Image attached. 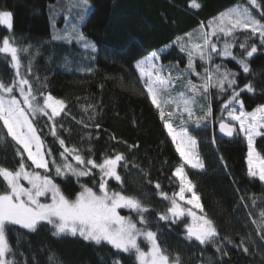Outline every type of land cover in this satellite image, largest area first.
<instances>
[{"label":"trees","instance_id":"trees-1","mask_svg":"<svg viewBox=\"0 0 264 264\" xmlns=\"http://www.w3.org/2000/svg\"><path fill=\"white\" fill-rule=\"evenodd\" d=\"M197 2L201 5L198 9L190 6L191 0H89L90 8L85 12L80 0H0V11L13 13V29L0 26V39L12 35L15 46L29 49L19 54V73L29 79L41 105L48 94L65 102V111L54 122L66 147H75L85 158L91 156L98 163L115 154L126 157V166L121 161L117 169L121 181L109 179V187L136 196L148 206V227L159 232L161 243L173 257H180L181 264H264V227L259 223V213L264 212V182L248 175L247 142L238 125L232 137L218 130L221 117L229 123L222 111L232 92L227 86L225 91L211 87L206 99L198 95L191 119L186 112L173 110L172 103L163 106L166 114H173V127H183L197 142L204 167L184 166L183 170L204 212L217 227L221 251L216 244L200 245L186 239V218L177 223L159 219L170 206L160 192L171 196L179 189V180L173 174L181 159L134 63L157 52L161 75L168 77L170 73L174 81V87L162 95L173 101L182 91L190 96L184 87L187 81L191 79L198 86L203 81L199 75L185 71L187 49L182 52L181 45L174 43L177 37L187 44L186 34L193 33L192 42H197L195 34L208 30L206 26L213 17L238 3L246 4V0ZM78 13L83 14V20ZM74 28L96 45L95 51L76 39ZM70 33L71 41L62 38ZM237 35L232 52L248 61L249 73H244L231 57L215 53L210 64L195 57V72L203 75L205 68L214 72L217 64L222 66L221 71L227 68L235 72L234 87L241 92L245 110L252 111L264 104V47L258 37H251L250 43L257 44L258 52L247 58L239 43L251 33L241 31ZM212 39L216 41V37ZM222 49L223 38L217 42V51ZM14 78L16 70L10 57L0 53V82L10 85ZM249 83L254 86L252 93L245 89ZM207 107L211 108L210 116H205ZM30 118L42 133L45 147L52 149V158L61 160L63 148L49 132L53 122L43 115ZM6 132L0 122V137H4L0 140V166L15 169L20 157ZM254 146L264 155V135L255 138ZM69 160L74 161L71 157ZM93 174L98 183L99 170L94 169ZM80 182L93 186L91 177H82ZM57 183H61L59 178ZM61 187L72 196L80 190L74 178L61 183ZM122 212L138 220L135 212ZM52 233V226L46 223L36 232L15 226L10 242L17 264H112L116 259L121 264H136L131 255L118 254L110 245L97 246L79 236L57 237ZM142 246L147 247L144 243Z\"/></svg>","mask_w":264,"mask_h":264},{"label":"snow or ice","instance_id":"snow-or-ice-1","mask_svg":"<svg viewBox=\"0 0 264 264\" xmlns=\"http://www.w3.org/2000/svg\"><path fill=\"white\" fill-rule=\"evenodd\" d=\"M247 3L248 6L238 3L213 17L206 26L208 30L195 34L197 42H192L193 33L186 34L187 44L182 42L181 37H177L174 43L181 45L182 52L187 49L188 67L185 71L199 75L203 81L199 86L191 79L187 81L184 87L188 93H191L190 96L182 91L178 94L177 100L173 101L162 95L174 87V81L170 73L168 77L161 75L162 66L158 67L154 63L160 58L157 52L137 61L135 67L139 70L151 103L158 109L161 119L164 120V126L175 144L176 151L192 168L204 167L198 153L194 151L196 141L183 127L179 131L174 129L171 123L173 114H166L163 106L173 102L183 104L188 118L191 119L194 114L193 105L196 104L198 95L206 99L211 87H217L222 91L231 88V96L224 103L222 111L227 112L231 121L238 122L239 132L243 133L247 139L249 177L258 178L259 181L264 182V155L256 151L253 143L255 137L264 135L261 131L264 130V104L255 107L252 111H246L244 101L240 99L241 92L236 91L234 87L235 72L227 68L221 71L222 66L217 64L214 72L205 68L204 74L200 75L195 72L194 65L195 57H199L205 64H210L212 55L215 53L231 57L240 65L244 73L250 72L248 61L233 55L232 48L237 43V34L241 31L251 33V36H245L239 43V47L244 50L247 58H252L258 52L257 44L250 43L251 37H258L259 45L264 47V11L260 13L259 19L253 14L254 8L264 6V0H247ZM80 5L85 12L90 8L89 0H80ZM190 6L197 9L201 7L197 0H191ZM78 15L81 20L84 19L82 13ZM0 26H6L9 31L13 29L11 11H0ZM204 27L201 26L202 29ZM73 32L76 39L84 43L85 48L96 50V45L88 41L82 32H76L75 28ZM213 37H216V41H213ZM62 38L71 41L73 37L70 33ZM221 38H223V49L218 52L217 42ZM21 52H29V49L15 46V38L12 35L0 39V53L10 57L12 67L16 70V78L11 85L0 82V122L7 130V137H10L17 145L16 155L20 157L15 169L0 166V182L3 183V187H0V264H17L10 242V234L15 226L28 232H36L44 223L52 226L54 236H79L97 246L110 245L118 254L131 255L136 264H181L180 257L178 255L173 257L167 247L161 243L159 232L148 227L149 221L146 216L149 212L148 206L136 196L126 195L123 191H114L109 187V179L121 181L117 169L121 166V161H125L126 166V157L123 154H115L104 157L102 162L98 163L91 156L85 158L75 147L65 146V141L57 132L54 118L65 111L66 104L62 99H57L51 94L44 96L42 105L38 102L29 79L19 73ZM30 64L31 62L29 70ZM17 88L22 100L14 94ZM245 89L249 93L254 92V86L251 83L246 84ZM41 95L43 96V93ZM38 115L46 116L48 121L53 122L49 132L63 148L60 152L62 159L59 161L52 158L54 155L52 149L45 147L42 133L36 122L30 118ZM210 115L211 108L207 107L205 116ZM219 127L220 131L229 137L236 132L234 125L226 123L223 117L220 119ZM3 139L4 137H0V140ZM25 154L26 160L31 164L26 163ZM69 157L75 161V164L69 160ZM94 169L99 170L98 183L93 174ZM173 175L179 179V191L171 196L163 191L160 192L164 199L169 200L170 206L159 215V219L177 223L183 222L182 217L190 218V223L185 225L186 239L190 241L194 239L200 245L216 244L217 251H221L217 243L219 236L217 227L204 212L200 198L194 191V185L184 173L183 165L177 167ZM82 177H91L93 186L81 183ZM58 178L61 183L74 178L80 190L74 196L66 194L61 183H57ZM156 188L159 189L160 185L156 184ZM186 192L192 194L190 199L185 198ZM177 197L193 207L182 206L178 203ZM193 208L199 209L201 214L198 215ZM120 209L135 212L138 220H134L131 215H121ZM259 216V223L264 227V212H260ZM261 239H264V232ZM142 243L147 247H143ZM244 251L247 252L248 249L244 248ZM10 256L13 258L10 259ZM112 264H121V261L116 259L112 261Z\"/></svg>","mask_w":264,"mask_h":264},{"label":"rangeland","instance_id":"rangeland-1","mask_svg":"<svg viewBox=\"0 0 264 264\" xmlns=\"http://www.w3.org/2000/svg\"><path fill=\"white\" fill-rule=\"evenodd\" d=\"M244 6H248V3H247V0H246V4H244ZM262 10V7H260V8H254V12H253V14L254 15H257L259 18H260V13L262 12L261 11ZM257 17V18H258ZM258 18V19H259ZM150 55V54H149ZM148 56V55H147ZM143 59V58H142ZM141 60V59H140ZM154 63L159 67V66H161V61H160V59H158V60H156V61H154ZM136 65V64H135ZM137 70V69H136ZM162 72H163V70H162ZM162 72H161V74H162ZM137 73H138V75H139V77H140V73H139V70H137ZM163 76V75H162ZM141 79V78H140ZM141 81H142V83L144 84V82H143V80L141 79ZM11 85V84H10ZM27 87V86H26ZM15 93H18V96H16L18 99H21L22 100V97L20 96V92H19V89L17 88L16 90H15ZM14 93V94H15ZM151 100V99H150ZM176 100H177V98H176ZM175 101V100H174ZM173 104V110H175V111H181V112H186L185 110H184V106H183V104H178V103H176V102H173L172 103ZM199 106V105H198ZM237 107H239L238 105H237ZM223 108V107H222ZM50 111V110H49ZM187 113V112H186ZM194 115V114H193ZM225 118H226V120L229 122V123H232L233 125H234V127H236L235 125H238V122H234V121H231L230 120V118H228V116H227V112L225 111ZM238 127H239V125H238ZM175 129V128H174ZM175 130H177V131H179L180 129H175ZM262 132H264V130H261ZM167 132H168V130H167ZM187 134L190 136V137H192L189 133H188V131H187ZM243 134V133H242ZM243 136H244V134H243ZM171 137V136H170ZM193 138V137H192ZM244 138H245V136H244ZM256 138V137H255ZM194 139V138H193ZM246 139V138H245ZM195 140V139H194ZM255 140V139H254ZM196 141V140H195ZM246 142H247V139H246ZM254 143V142H253ZM174 144V143H173ZM174 146H175V144H174ZM247 147H248V144H247ZM254 148H255V146H254ZM175 149H176V147H175ZM194 151L197 153V142H196V145H195V148H194ZM257 151V150H256ZM248 152V151H247ZM178 153V152H177ZM178 155H179V153H178ZM180 157V156H179ZM180 159H181V157H180ZM246 162H247V160H246ZM73 164H75V161H73ZM181 165H183V167L184 166H188V167H191V165H189V164H187V163H185L182 159H181ZM180 165V166H181ZM247 168H248V165H247ZM197 169H200V168H197ZM43 171V170H42ZM179 180V179H178ZM24 183H25V185H26V181H24ZM180 183V182H179ZM178 191H179V189H178ZM178 191H176L175 193H177ZM191 196H192V194L191 193H188V192H186L185 193V198L186 199H190L191 198ZM177 201H178V203H180L182 206H184V207H186V208H192L193 206L192 205H187L186 203H185V201H180L179 200V197H177ZM123 210H127L128 212H131L130 210H128V209H120L119 211H120V213H121V215H125V214H123ZM193 211H196L197 212V214L199 215V214H201L200 213V211H199V209H195V208H193ZM182 218H186L187 219V221H188V223H190V218H188V217H182ZM181 218V219H182ZM147 246V245H146Z\"/></svg>","mask_w":264,"mask_h":264},{"label":"water","instance_id":"water-1","mask_svg":"<svg viewBox=\"0 0 264 264\" xmlns=\"http://www.w3.org/2000/svg\"><path fill=\"white\" fill-rule=\"evenodd\" d=\"M219 125H220V124H219ZM219 125H218L219 133L222 134V135H224V136H226V137H229V136L225 135L224 133H222V132L220 131V127H219ZM193 240H194V239H193Z\"/></svg>","mask_w":264,"mask_h":264},{"label":"crops","instance_id":"crops-1","mask_svg":"<svg viewBox=\"0 0 264 264\" xmlns=\"http://www.w3.org/2000/svg\"><path fill=\"white\" fill-rule=\"evenodd\" d=\"M144 57H145V56H144ZM144 57H143V58H144ZM141 59H142V58H141ZM138 61H139V60H138ZM134 64H136V62H135Z\"/></svg>","mask_w":264,"mask_h":264}]
</instances>
